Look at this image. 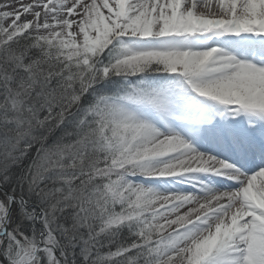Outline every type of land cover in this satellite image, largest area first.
<instances>
[{"label":"snow or ice","instance_id":"obj_1","mask_svg":"<svg viewBox=\"0 0 264 264\" xmlns=\"http://www.w3.org/2000/svg\"><path fill=\"white\" fill-rule=\"evenodd\" d=\"M0 264H264V0H0Z\"/></svg>","mask_w":264,"mask_h":264}]
</instances>
